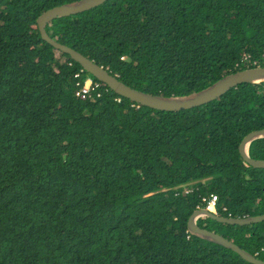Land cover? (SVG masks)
<instances>
[{"label": "trees", "instance_id": "1", "mask_svg": "<svg viewBox=\"0 0 264 264\" xmlns=\"http://www.w3.org/2000/svg\"><path fill=\"white\" fill-rule=\"evenodd\" d=\"M74 1L0 0V264H251L188 220L213 194L220 216L264 215V167L239 151L264 127V81L177 112L93 76L101 96L77 97L91 74L37 24ZM46 30L132 88L185 96L257 66L243 55L264 52V0H109ZM198 225L264 261V222Z\"/></svg>", "mask_w": 264, "mask_h": 264}, {"label": "water", "instance_id": "2", "mask_svg": "<svg viewBox=\"0 0 264 264\" xmlns=\"http://www.w3.org/2000/svg\"><path fill=\"white\" fill-rule=\"evenodd\" d=\"M107 1L109 0H78L56 6L39 16L37 24L41 37L44 41L49 43L55 49L69 55L71 59L80 64L89 74H91V76L106 84L119 96L129 99L133 103L154 110L177 112L191 110L209 104L220 99L240 85L264 81V66L262 65L244 68V70L229 74L211 86L189 95L170 97L164 95H154L126 85L117 76L110 73L108 69L104 68V66L86 57L81 52L59 43L48 34L46 27L50 22L59 18L69 17L93 10ZM259 138H264V127L255 129V131L247 134L239 146V151L247 165L261 169L264 167V159L256 160L250 155L251 144ZM202 217H208L223 224L247 226L264 222V215L247 216L243 218L224 217L206 208H200L196 210L188 220V231L192 235L232 250L242 259L251 264H264L263 260L258 259L256 256L241 248L233 241H230L220 234L201 228L198 225V219Z\"/></svg>", "mask_w": 264, "mask_h": 264}, {"label": "built area", "instance_id": "3", "mask_svg": "<svg viewBox=\"0 0 264 264\" xmlns=\"http://www.w3.org/2000/svg\"><path fill=\"white\" fill-rule=\"evenodd\" d=\"M247 60L249 63L252 64H264V52L258 56V57H253V55H243V61ZM264 66V65H263ZM84 70H81V72L76 74V78H82ZM78 90L76 92L77 97L81 98H87L91 97L94 95V93H97V96L100 97L101 93L99 92L100 83L97 82L91 75H85V78L83 81H78L77 82ZM119 102L121 99H117ZM193 190H186V192H191ZM203 202L207 203L206 209L217 213V206H218V196L213 194L209 198L208 197H203ZM218 214V213H217Z\"/></svg>", "mask_w": 264, "mask_h": 264}, {"label": "rangeland", "instance_id": "4", "mask_svg": "<svg viewBox=\"0 0 264 264\" xmlns=\"http://www.w3.org/2000/svg\"><path fill=\"white\" fill-rule=\"evenodd\" d=\"M257 66H260V65H257Z\"/></svg>", "mask_w": 264, "mask_h": 264}, {"label": "clouds", "instance_id": "5", "mask_svg": "<svg viewBox=\"0 0 264 264\" xmlns=\"http://www.w3.org/2000/svg\"><path fill=\"white\" fill-rule=\"evenodd\" d=\"M261 66V65H260Z\"/></svg>", "mask_w": 264, "mask_h": 264}]
</instances>
